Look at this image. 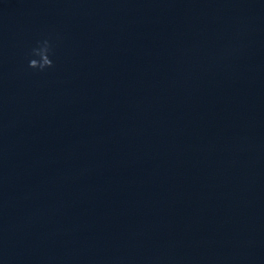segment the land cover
<instances>
[{"label": "water", "instance_id": "95a60500", "mask_svg": "<svg viewBox=\"0 0 264 264\" xmlns=\"http://www.w3.org/2000/svg\"><path fill=\"white\" fill-rule=\"evenodd\" d=\"M0 264H264V0H0Z\"/></svg>", "mask_w": 264, "mask_h": 264}, {"label": "clouds", "instance_id": "9594fccd", "mask_svg": "<svg viewBox=\"0 0 264 264\" xmlns=\"http://www.w3.org/2000/svg\"><path fill=\"white\" fill-rule=\"evenodd\" d=\"M37 43L40 45V47L39 48H32L31 51L33 53H35L37 51H41V52L47 53V56L39 64L34 59H29L28 65L31 68H39L40 70H44L46 68L51 67L53 64V60L50 58V55H49L52 52L50 39L48 37H44L42 40L37 41Z\"/></svg>", "mask_w": 264, "mask_h": 264}]
</instances>
